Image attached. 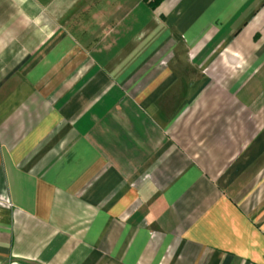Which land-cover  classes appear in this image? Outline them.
I'll return each instance as SVG.
<instances>
[{"label": "crops", "instance_id": "crops-1", "mask_svg": "<svg viewBox=\"0 0 264 264\" xmlns=\"http://www.w3.org/2000/svg\"><path fill=\"white\" fill-rule=\"evenodd\" d=\"M0 264H264V0H0Z\"/></svg>", "mask_w": 264, "mask_h": 264}, {"label": "trees", "instance_id": "trees-1", "mask_svg": "<svg viewBox=\"0 0 264 264\" xmlns=\"http://www.w3.org/2000/svg\"><path fill=\"white\" fill-rule=\"evenodd\" d=\"M151 8H156L163 0H144Z\"/></svg>", "mask_w": 264, "mask_h": 264}, {"label": "built area", "instance_id": "built-area-1", "mask_svg": "<svg viewBox=\"0 0 264 264\" xmlns=\"http://www.w3.org/2000/svg\"><path fill=\"white\" fill-rule=\"evenodd\" d=\"M0 204H1L2 206H10V203H9V201H8V200H6V199H4V200H1V201H0Z\"/></svg>", "mask_w": 264, "mask_h": 264}]
</instances>
